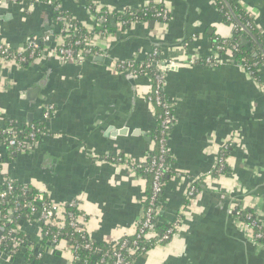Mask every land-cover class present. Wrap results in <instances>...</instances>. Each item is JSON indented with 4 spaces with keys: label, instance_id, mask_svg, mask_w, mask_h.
Listing matches in <instances>:
<instances>
[{
    "label": "crops",
    "instance_id": "1",
    "mask_svg": "<svg viewBox=\"0 0 264 264\" xmlns=\"http://www.w3.org/2000/svg\"><path fill=\"white\" fill-rule=\"evenodd\" d=\"M231 1L252 21V31L247 29L256 42L242 31L241 44L260 54L264 0ZM89 3L113 13L155 4L168 17L94 34L90 42L97 52L79 65L59 64L47 46L28 66L4 63L0 125L3 120L18 125L40 121L46 135L26 151L14 150L12 157L0 146L2 181L27 187L55 205L80 199L96 244L113 246L122 236L134 235L146 193V181L134 165L144 163L153 147L157 116L147 101L148 78L121 73L116 63L140 64L156 50L170 63L163 94L175 117L168 136L172 166L157 213L167 225L184 215L166 245L132 264H264V249L247 239L232 214L240 206L264 221V66L259 82L220 53L215 40L230 39L235 27L222 21L213 0H61L62 10L93 33ZM51 10L27 0L0 5V43L22 49L33 37L52 31V46H58L59 26ZM213 55L220 60L216 67L205 64ZM50 106L54 113L44 119ZM223 147L229 149L228 172L213 175ZM193 184L195 205L186 212L185 195ZM18 229L32 242L41 239L35 216ZM23 251L12 257L0 253V264H30ZM37 252V264H71L62 242Z\"/></svg>",
    "mask_w": 264,
    "mask_h": 264
},
{
    "label": "trees",
    "instance_id": "2",
    "mask_svg": "<svg viewBox=\"0 0 264 264\" xmlns=\"http://www.w3.org/2000/svg\"><path fill=\"white\" fill-rule=\"evenodd\" d=\"M52 1H54L56 4L61 5V0ZM213 1L215 2L216 7L220 12L222 21L225 24L233 25L235 27L234 33L230 39L218 38L217 40H215L216 46L222 49L220 53H223L225 55L229 54L236 62H244L246 65L250 66L253 70V79L258 80L260 82V80L262 79L259 76V70H261L264 66L263 57L260 54L254 57L246 49V47L241 44L240 39L243 35L242 30L239 26L235 25L223 2L221 0ZM227 1H229L230 5L232 6L233 11L235 12L240 23L251 30L252 21L249 16L243 11V9L233 3V1ZM87 6L93 19L96 21L93 27V33L86 31L85 28L79 22L73 20L69 16V14L67 12H64L62 9L60 12H55L54 10H51L53 22H55L59 26L57 36H62L66 47L72 48L75 51L90 48L93 50V52H97V49L90 46L86 42L94 34H105L108 32L110 33L112 30L115 29V27L123 29L129 27L135 22H142L148 24L152 21H159L158 19L154 18L155 12L161 9H165L160 5L149 4L147 8L139 7L126 10L123 13H113L106 8L97 10L95 7H93V5H91V3H89V5ZM57 17H64L66 19L65 21L69 23L68 25H70L71 27L70 29H68L67 32H65L66 27L63 25V23L57 21ZM62 29L64 30L63 32ZM254 33L256 34V32ZM260 42L263 43L264 50L263 40L261 39ZM46 46V44L41 43L39 49L34 52V56L32 58L29 56V52H24L23 56L25 57L26 61L24 63H20V66H28L31 61L39 59L41 55L40 51L43 50ZM52 47H55V45ZM11 51L14 52V50ZM153 52H156V55L154 57L151 56ZM152 53L149 54L143 62V72L140 74L141 77L145 75L147 76L148 81L150 83V87H154V78L157 74V66L161 63H165L163 61V58L160 56L159 52L153 50ZM146 64H150V66L146 67ZM137 65L139 64H136V67ZM161 97L164 102L169 103L165 98L163 92H161ZM154 108L155 115L157 116V126L153 132L152 137L153 147L144 163L139 166L134 165L135 173L146 181L145 202L143 203L144 210L148 207L147 202L151 196L152 180L154 175V171L150 169L149 162L150 160L155 159V157L158 156L157 144L160 138L163 137L161 134L162 129L160 128L161 119L159 118V116L162 115L163 110L161 107L157 106H154ZM171 113L173 114V111ZM31 126H34V133L37 136L36 138H39L42 134L45 133L44 122L33 121L32 123L18 125L12 120H3V124L0 125V146L4 145L8 148L9 156H13V152L15 149L8 146V135L5 134L4 131L7 129H12L16 133L18 140L25 141L26 139H28V135L33 131L30 128ZM171 129L172 128L166 131L165 134L169 135ZM228 155L229 149L223 147L220 151L219 156V158L224 160V164L222 165L221 169L222 171L218 173L217 170L219 169V167L217 168L216 166L213 170V175L227 174ZM170 164H172L171 153L165 158L164 167L167 170L162 177V184H165L167 178L170 176ZM1 168L2 164L0 162V172ZM8 183L12 187V189L4 199H0V253L7 257H12L13 255H16L24 250L23 256L25 258V261L30 264H37L39 262L37 257L38 252L35 253V250L25 252L28 247L33 246L35 248L38 246L45 247L50 245H52L53 247H57L63 241L66 243L67 246L73 249L74 257L76 256L77 258L72 262V264H113L115 262V254H120L122 260L125 263L132 264L135 260L138 261L142 259L145 254H147L151 249L156 247L155 242L158 238H150V240H137L134 236L121 238L113 246H104L96 244L91 240L88 232H86L85 234L76 233L74 228L69 225L71 219L68 217H64L62 219L54 218V222L62 224L60 228H57L56 226H51L50 224L40 226L42 235L41 239L38 242H32L29 236L22 233L18 228L20 224L31 220L34 216L36 217V215L38 216V213H40L41 208L36 205L33 201L37 193L29 190V188L27 187L18 185L10 181L9 179H5V181H2L1 176L0 192L4 190L6 191ZM160 197L161 194H159L156 199V207ZM186 204L187 202H185V205ZM67 211L73 214L75 217H78L80 213L78 208H67ZM248 211L251 212V210ZM173 223L167 225L165 222H163V219L156 212L152 220V225L154 230L156 231L157 237L163 235V233L167 229L172 227ZM133 242H136V245H133ZM86 243L91 246V250L84 249V245ZM162 245H165V243H162Z\"/></svg>",
    "mask_w": 264,
    "mask_h": 264
},
{
    "label": "built area",
    "instance_id": "3",
    "mask_svg": "<svg viewBox=\"0 0 264 264\" xmlns=\"http://www.w3.org/2000/svg\"><path fill=\"white\" fill-rule=\"evenodd\" d=\"M32 5L33 4H39L44 3L48 7H50L55 12L61 11V5L56 4L52 0H27ZM21 2V0H0V5L4 3H18ZM148 7V5L143 6ZM168 17V11L166 9H161L159 11H156L154 14V18L158 19L161 22H164L167 20ZM64 17H57V21L63 23V25L66 27L65 32L70 29V25ZM140 23V22H135ZM134 23V24H135ZM64 30L62 29V32ZM49 41V37L45 36L43 38H37L33 37L26 45V47L22 49H12L10 46L6 44L0 43V67L4 63H15L17 65H20V63H24L26 61L25 57L23 56L24 52H29V56L32 58L34 56V52L39 49V46L42 44H45ZM87 44L91 46L90 38L88 41H86ZM78 44V43H77ZM45 49V48H44ZM43 49V50H44ZM11 50H14L12 52ZM43 50H41L42 57L44 55ZM39 52V53H40ZM48 54L50 56H53L59 64L66 65L69 63H73L76 65L82 64L87 58L92 57L95 55V52H93L90 48L81 49L78 51H75L72 48L66 47V44L64 43V39L62 36H60V43L58 46L55 47H48ZM156 55V52H153L151 54L152 57ZM39 57V58H40ZM228 57L232 56L228 54ZM32 60V59H31ZM234 60V59H233ZM232 60V61H233ZM235 61V60H234ZM236 62V61H235ZM152 63V62H151ZM220 60L217 59L216 56H211L207 59H205V64L210 66H218L220 65ZM241 68H243L251 77H253V70L250 66L246 65L244 62H236ZM143 63H140L136 67V63L134 61H124V62H118L116 63V69L121 73H127L133 77H141V73L143 72ZM166 64L170 63H164L157 66V74L154 78V87H150V93L147 96L148 103L154 108L161 107L163 110L162 115L159 116L161 119L160 128L161 134L163 137L160 138L157 148H158V156L155 157V159L150 160L149 166L152 171H154L153 180H152V190H151V196L150 199L147 202L148 207L144 210H142V216L140 221L137 223L135 228V234L132 235L135 237V239H146L150 240V238H158L155 242V246H162V243H165V245L174 237L176 234V231L179 229L181 222H182V215H184L182 212L181 216H178L176 221H174L171 228L167 229L163 235L160 237H157L156 231L153 228L152 220L154 217V214L157 212L156 199L158 195L162 191L163 184L161 183L162 177L164 173L166 172V168L164 167L165 158L167 155H170L171 151L168 147V134H165L166 131H168L170 128L174 126L175 123V117L171 113L172 112V105L170 103H166L163 101L161 97V92H163V86H164V73H166L167 66ZM146 67H149L150 64H146ZM139 68V69H137ZM146 77L147 76H142ZM155 109V108H154ZM53 107H46L44 112V119H49L54 111ZM31 130H33L29 135L28 139L25 141L18 140V137L16 133L12 129H7L4 131L5 134L8 135V146L14 148L17 151H26L29 146L36 144L40 137H43L46 135V133L42 134L39 138H36V134L34 133L35 129L34 126L30 127ZM123 161V160H122ZM126 162V161H125ZM224 164V160L221 158L217 159V170L218 173H220L222 170V165ZM172 164L169 165V170L171 168ZM210 174V173H209ZM12 187L7 185L6 191L0 192V199H4L8 193L11 191ZM197 195V189L193 185H190L186 192V202L187 204L184 206L183 211H192L191 208L195 205ZM34 203L38 205L41 210L40 213H38V216L36 215V220L39 223L40 226L42 225H48L56 226L57 228H60L62 224H58L54 222V218L62 219L64 217H68L71 219L70 226L74 228L75 232L78 234H85L87 232V223L89 221V216L85 214L82 210V201L80 199H73L69 201L68 203H65L63 205H55L48 201V199L45 198L44 195L38 193L34 199ZM67 208H78L79 210V216L75 217L73 214L69 213L67 211ZM249 208H244L237 206L233 209L232 214L234 217V220L236 221V224L239 228L243 231V233L246 235L247 239H249L252 243L258 245L259 247L264 249V221H261L257 215H255L254 212H249ZM247 212V213H246ZM129 237L128 235H124L121 238ZM65 247V252L69 253L71 255V264L74 260H76V256L74 257V251L72 248L66 245L65 242L62 241ZM133 245H136V242H133ZM164 246V245H163ZM84 249L91 250V246L89 244L84 245ZM113 264H127L125 263L120 254H115V262Z\"/></svg>",
    "mask_w": 264,
    "mask_h": 264
},
{
    "label": "water",
    "instance_id": "4",
    "mask_svg": "<svg viewBox=\"0 0 264 264\" xmlns=\"http://www.w3.org/2000/svg\"><path fill=\"white\" fill-rule=\"evenodd\" d=\"M223 2V4L225 5V7L227 8V11L230 15V17L233 19V21L237 24V26L240 27V29L245 33L247 34L248 36H250L251 39H253L255 42H256V39L255 37L251 34V32L243 25L239 22V20L237 19V17L235 16V14L232 12L229 4L227 3V1L225 0H221ZM152 25L154 24V22H151ZM48 30V28H47ZM53 33L52 31H48V33H46L45 36L49 37V41L47 43H45L48 47H52V44H53V41H54V37H53ZM29 42V41H28ZM258 50L260 52V54L262 55V57L264 58V50L263 48H261L259 45H258ZM251 53H253L255 56H257V53H255L254 51H250ZM28 122L32 121V116L29 115L28 116ZM39 247H36L35 248V253H37Z\"/></svg>",
    "mask_w": 264,
    "mask_h": 264
}]
</instances>
